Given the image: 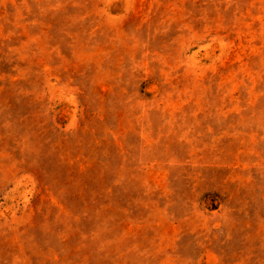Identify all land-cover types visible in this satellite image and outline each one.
<instances>
[{"label":"rangeland","instance_id":"374dc122","mask_svg":"<svg viewBox=\"0 0 264 264\" xmlns=\"http://www.w3.org/2000/svg\"><path fill=\"white\" fill-rule=\"evenodd\" d=\"M0 264H264V0H0Z\"/></svg>","mask_w":264,"mask_h":264}]
</instances>
